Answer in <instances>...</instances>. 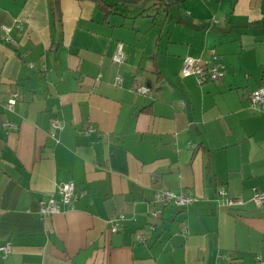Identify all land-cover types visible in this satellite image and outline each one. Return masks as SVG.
Wrapping results in <instances>:
<instances>
[{
    "label": "crops",
    "instance_id": "crops-1",
    "mask_svg": "<svg viewBox=\"0 0 264 264\" xmlns=\"http://www.w3.org/2000/svg\"><path fill=\"white\" fill-rule=\"evenodd\" d=\"M59 8L60 20L49 0H0V264L264 262V204L251 201L264 194V114L249 100L264 88V0H143L106 19L91 1ZM212 55L220 82L179 78L185 58ZM67 183L73 208L41 218ZM217 189L245 205L222 207ZM159 190L197 201L163 208Z\"/></svg>",
    "mask_w": 264,
    "mask_h": 264
},
{
    "label": "built area",
    "instance_id": "built-area-1",
    "mask_svg": "<svg viewBox=\"0 0 264 264\" xmlns=\"http://www.w3.org/2000/svg\"><path fill=\"white\" fill-rule=\"evenodd\" d=\"M7 32L5 29H3ZM113 62L121 64L124 61L122 47L119 44L117 46L116 52L112 57ZM226 73L224 64L221 61V58L217 55H212L209 62H204L194 58H185L182 62L179 78L187 79L193 77L196 84L202 86L207 83H218L222 80ZM123 82V79L120 76H117L113 82L114 86H120ZM137 94L147 96L150 93V88L147 86H138L134 90ZM18 95H13V98L8 101V106L12 107L15 105ZM250 107L251 109L264 114V88L256 89L250 95ZM3 127L6 130H15L16 127L10 123H4ZM61 131V125L58 120H54L51 123V132L50 136L54 137L58 132ZM58 199L53 197L49 198L46 201H41L39 203V215L41 218H49L60 212L61 205H66L73 208L74 200L81 197L75 192V188L72 183H67L61 185L57 189ZM216 196L219 199V203L222 207L226 209L231 208H241L245 203L241 199L229 198L223 189H217ZM197 201L195 195L189 191H182L180 193H172L170 191L159 190L154 193L153 203L159 204L161 207L165 208L167 206L172 207H188L194 204ZM252 203L256 207H261L264 204V194L254 190L252 197ZM150 215L155 220H159L162 216L161 209H153L150 211ZM124 221V215H118L112 223L110 232L112 234L118 231L119 226ZM154 227H150V230H153ZM136 240L139 244H144L145 239L141 235L136 236ZM11 254V246L8 243L0 245V258L2 260L7 259ZM257 264H264L261 256L256 257Z\"/></svg>",
    "mask_w": 264,
    "mask_h": 264
},
{
    "label": "trees",
    "instance_id": "trees-1",
    "mask_svg": "<svg viewBox=\"0 0 264 264\" xmlns=\"http://www.w3.org/2000/svg\"><path fill=\"white\" fill-rule=\"evenodd\" d=\"M12 1H14V0H12ZM79 1H83V0H79ZM85 1H91V2L95 3L97 5L98 9L104 14V18L106 19L109 14H113L110 10L113 7H115L117 5H127V4L135 5V4H137L143 0H115L114 5H109L104 0H85ZM59 3H60V0H49V7H50L51 16L53 18L58 19V20H60V17H61ZM153 8L154 7H151L150 10ZM146 11L147 10H145L144 12H146Z\"/></svg>",
    "mask_w": 264,
    "mask_h": 264
}]
</instances>
